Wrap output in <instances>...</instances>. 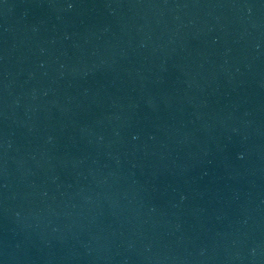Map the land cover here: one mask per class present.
Returning a JSON list of instances; mask_svg holds the SVG:
<instances>
[{"label": "water", "instance_id": "95a60500", "mask_svg": "<svg viewBox=\"0 0 264 264\" xmlns=\"http://www.w3.org/2000/svg\"><path fill=\"white\" fill-rule=\"evenodd\" d=\"M0 264H264V0H0Z\"/></svg>", "mask_w": 264, "mask_h": 264}]
</instances>
